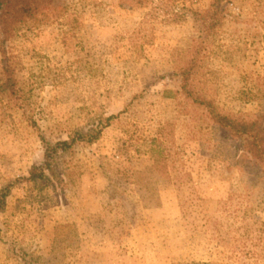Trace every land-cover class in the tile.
Wrapping results in <instances>:
<instances>
[{
  "label": "rangeland",
  "instance_id": "rangeland-1",
  "mask_svg": "<svg viewBox=\"0 0 264 264\" xmlns=\"http://www.w3.org/2000/svg\"><path fill=\"white\" fill-rule=\"evenodd\" d=\"M184 1L54 0L4 46L0 26V81L4 48L26 97L18 108L0 95V193L11 185L0 264H264V169L181 94L203 30L194 15L170 18ZM225 9L195 81L225 111L255 115L264 0ZM101 116L115 119L97 144L28 180L42 138L68 140Z\"/></svg>",
  "mask_w": 264,
  "mask_h": 264
},
{
  "label": "trees",
  "instance_id": "trees-1",
  "mask_svg": "<svg viewBox=\"0 0 264 264\" xmlns=\"http://www.w3.org/2000/svg\"><path fill=\"white\" fill-rule=\"evenodd\" d=\"M54 0H0V26L3 34V46L12 39L22 26L45 18ZM175 5L179 0H169ZM192 0H185L182 9V17L188 14L194 15L202 21V36L196 42L193 56L186 61L180 72L181 94L194 107L204 111L215 126L220 128L227 139L234 140L249 160L264 169V111L249 116H236L225 111L213 99L203 94L197 87L195 76L203 68V53L207 50L206 44L210 37L215 34L224 24L226 19V4L232 0H211L209 7L205 10H196L190 4ZM178 14V13H177ZM182 20V19H181ZM176 21V22H178ZM3 80L0 81V95H4L18 108H23L26 102L24 89L17 79L13 63L7 51L2 48ZM115 117L101 116L96 125L88 130L73 131L68 140H62L55 144L42 138L45 148L44 163L34 166L30 171L28 180L43 181L49 174L56 172L60 166L63 156L69 154L78 143L88 145L97 144L102 138L105 130L112 124ZM31 124L40 128L35 120ZM11 193V185L5 187L0 193V207L4 208L6 200Z\"/></svg>",
  "mask_w": 264,
  "mask_h": 264
}]
</instances>
